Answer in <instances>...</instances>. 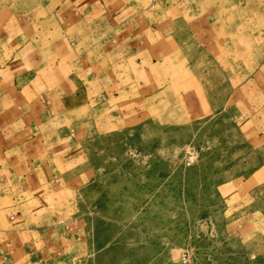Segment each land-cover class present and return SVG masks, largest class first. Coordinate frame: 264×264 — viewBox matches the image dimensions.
Wrapping results in <instances>:
<instances>
[{
  "label": "rangeland",
  "instance_id": "374dc122",
  "mask_svg": "<svg viewBox=\"0 0 264 264\" xmlns=\"http://www.w3.org/2000/svg\"><path fill=\"white\" fill-rule=\"evenodd\" d=\"M142 1L183 7L174 95L148 119L87 132L93 177L59 202L52 243L24 263L0 211V264H264V102L253 104L264 100V0ZM65 3L0 0V65L18 29L50 39L69 28L81 44V11L72 22L56 10ZM92 32L104 46L105 28Z\"/></svg>",
  "mask_w": 264,
  "mask_h": 264
},
{
  "label": "crops",
  "instance_id": "0c3cea01",
  "mask_svg": "<svg viewBox=\"0 0 264 264\" xmlns=\"http://www.w3.org/2000/svg\"><path fill=\"white\" fill-rule=\"evenodd\" d=\"M182 9L165 2L153 9L142 0H67L56 10L72 22L81 11L87 35L81 44L60 28L50 39L18 29L1 45L9 57L0 65V211L2 232L24 250L18 262L52 243L59 202L91 181L94 170L79 145L87 132L148 119L159 100L174 95L187 56ZM55 27L48 31L57 33ZM100 27L104 46L93 43L101 40L92 32ZM263 102L253 97L254 105Z\"/></svg>",
  "mask_w": 264,
  "mask_h": 264
}]
</instances>
